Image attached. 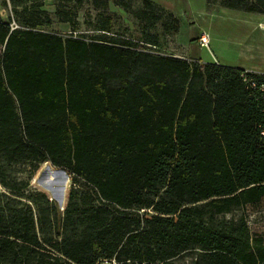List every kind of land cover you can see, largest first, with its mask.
I'll use <instances>...</instances> for the list:
<instances>
[{
	"label": "trees",
	"instance_id": "trees-1",
	"mask_svg": "<svg viewBox=\"0 0 264 264\" xmlns=\"http://www.w3.org/2000/svg\"><path fill=\"white\" fill-rule=\"evenodd\" d=\"M20 1V28L0 20V186L22 198L4 165L49 162L88 191L61 215L42 193L0 200V264H264V239L224 218L264 201V92L243 70L142 50L157 23L178 30L150 0H114L143 23L138 42L46 32L42 3ZM205 2L264 15V0Z\"/></svg>",
	"mask_w": 264,
	"mask_h": 264
},
{
	"label": "rangeland",
	"instance_id": "rangeland-1",
	"mask_svg": "<svg viewBox=\"0 0 264 264\" xmlns=\"http://www.w3.org/2000/svg\"><path fill=\"white\" fill-rule=\"evenodd\" d=\"M106 11L95 8L91 0H27L26 5L42 3L41 11L45 12L44 21L49 23L42 27L46 32L61 36L82 37L85 40L103 36L115 40L138 42L143 23L122 8L107 0ZM156 6L173 14L178 21L176 33H164L157 23L149 33L159 36V47L139 43L140 48L153 55L170 56L188 62L213 63L214 59L223 65L262 67L264 68V15L249 14L223 9L218 6H207L205 0H150ZM20 0H0V20L16 21L13 4ZM134 9L142 6V0H132ZM20 9V7H18ZM57 10H64L70 22H60ZM111 18V30L104 33L98 30L102 18ZM201 32L209 35V50L200 48L197 39ZM200 57V59L198 58ZM33 164L20 162L4 165L5 174L17 181H26L27 187L22 191V198H16L0 186V200L6 198L26 202L27 197L35 193L45 194L49 202H54L59 215L66 205L72 188L87 192L82 182L75 183L65 170L52 166L49 162L37 165L33 175L30 172ZM141 213V212H140ZM242 217L253 236L264 239V201L257 206H247L233 210L224 216L228 219ZM220 218V217H219ZM189 261V258H184Z\"/></svg>",
	"mask_w": 264,
	"mask_h": 264
},
{
	"label": "built area",
	"instance_id": "built-area-1",
	"mask_svg": "<svg viewBox=\"0 0 264 264\" xmlns=\"http://www.w3.org/2000/svg\"><path fill=\"white\" fill-rule=\"evenodd\" d=\"M11 30L20 28L13 20L9 23ZM197 44L200 48L209 50V35L206 32H201L197 39ZM241 80L245 85L246 90L250 94L264 92V74H257L249 71H244L240 74Z\"/></svg>",
	"mask_w": 264,
	"mask_h": 264
},
{
	"label": "crops",
	"instance_id": "crops-1",
	"mask_svg": "<svg viewBox=\"0 0 264 264\" xmlns=\"http://www.w3.org/2000/svg\"><path fill=\"white\" fill-rule=\"evenodd\" d=\"M200 59V57H198ZM200 62L201 59H200ZM213 63L218 64V65H223L221 64L218 60L214 59ZM223 66H228V65H223ZM230 67V66H228ZM232 68H236V69H240V70H244V71H249V72H253V73H257V74H264V68H260V67H243V66H232Z\"/></svg>",
	"mask_w": 264,
	"mask_h": 264
}]
</instances>
